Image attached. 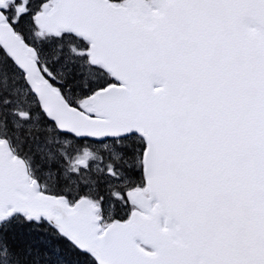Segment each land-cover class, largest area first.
<instances>
[{"label": "snow or ice", "instance_id": "obj_1", "mask_svg": "<svg viewBox=\"0 0 264 264\" xmlns=\"http://www.w3.org/2000/svg\"><path fill=\"white\" fill-rule=\"evenodd\" d=\"M0 264H264V0H0Z\"/></svg>", "mask_w": 264, "mask_h": 264}]
</instances>
